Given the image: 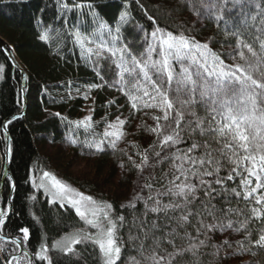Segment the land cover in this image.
Listing matches in <instances>:
<instances>
[{
  "label": "snow or ice",
  "instance_id": "obj_1",
  "mask_svg": "<svg viewBox=\"0 0 264 264\" xmlns=\"http://www.w3.org/2000/svg\"><path fill=\"white\" fill-rule=\"evenodd\" d=\"M54 5L52 23L41 20L38 39L49 43L53 33L61 42L69 38L99 81L75 87L76 94L87 101L94 90L113 89L126 98L128 115L119 105V114L106 112L99 121L94 107L75 120L53 115L66 121L70 145L126 157L119 166L134 170L136 180L120 208L131 220L117 214L111 202L79 191L50 171L39 178L33 173L28 178L32 187L42 189L49 204L73 209L84 227L50 244L42 239L33 251L28 227L4 235L12 206L0 207V264H54V251L79 260L78 245L90 246L100 264H243V255L264 250V0H186L198 21L214 22L224 43L198 39L187 23L161 26L146 9L152 30L136 24V40L127 41V4L112 23L93 0H54ZM214 43L223 51L214 50ZM4 73L0 64V79ZM67 87L68 98H74L73 83ZM115 104V99L107 102L108 107ZM138 113L153 123L143 122L137 130L153 139L142 149L128 141L135 149L130 154L119 145ZM101 124L102 132L96 131ZM12 151L8 144L6 162ZM6 179L15 190L13 178ZM125 226L130 251L136 253L126 260L120 235Z\"/></svg>",
  "mask_w": 264,
  "mask_h": 264
},
{
  "label": "trees",
  "instance_id": "obj_2",
  "mask_svg": "<svg viewBox=\"0 0 264 264\" xmlns=\"http://www.w3.org/2000/svg\"><path fill=\"white\" fill-rule=\"evenodd\" d=\"M94 3L103 5L100 15L112 23L115 17L125 9L131 14V21L124 29V35L127 41L136 40V24L143 25L147 31L152 30L151 22L145 15L156 18L161 24L170 25L175 28L178 24L182 11L185 10V0H93ZM143 5V9L141 8ZM47 6V7H46ZM54 0H0V36H2L13 47L18 59L24 66L26 76V112L21 118L11 120L7 124V129L12 146V158L10 162V171L14 178L16 188L11 198L12 211L6 220L4 226V235L15 236L21 227H28L31 233L29 247L34 251L42 239H47L49 244L58 239L66 232L76 228L84 227L83 223L76 216L73 209L66 206L61 208L57 204H49V197L44 194L42 189L36 191L28 180L33 173L44 170V160L40 152V145L48 141L53 143L68 142L66 137L70 135L66 121L53 115L56 112L61 113L62 117L69 120L79 118L82 109L87 102L92 103L95 108L93 113L94 120H101L106 112L117 113V106H123L121 111L128 115L126 98L117 91L109 88L94 90L90 99L84 100L75 92V87L83 89L84 85L99 82L95 76L92 65L85 62L80 55V51L70 41L64 38L61 42L53 33V39L45 43L38 39V34L42 31L41 20L52 23L54 10ZM43 9V11H41ZM70 19L76 20L75 14ZM84 20L90 18L85 16ZM206 24L202 27L215 28L214 22L205 20ZM130 46L135 47L134 44ZM0 64L5 65L4 78L0 79V207L8 205L11 188L9 182L5 179L2 182L4 174L5 152L7 147L6 134L2 129L4 120L19 114L23 110V97L21 91V73L9 62L4 52L0 49ZM73 83L72 96L68 98L67 82ZM93 99L95 104L93 105ZM116 100V104L107 106L110 100ZM201 114H203L201 110ZM141 113L136 118L130 119L131 124H136L131 134L127 137L124 147L129 146L128 141L139 144L141 149L151 143L153 137L144 132L137 126L146 122L152 124L150 119L142 121ZM110 115L109 119H113ZM101 124L98 128H101ZM133 126V125H132ZM85 133L80 131V139L84 138ZM144 143L145 145H143ZM75 151L85 150L95 157V170L97 174H103L108 171L109 180L117 178L116 184L126 185L131 191L135 187L136 172L126 171L119 166L122 157L119 153L114 154L110 149L103 153H94L88 149L79 146L74 147ZM135 149L129 152L134 153ZM57 163L58 160H51ZM124 172L125 174L121 173ZM223 174V173H222ZM36 199H29L31 196ZM97 199L106 200L92 194ZM125 199V198H124ZM127 200V199H126ZM111 202L117 214H125L128 220H131L127 210H122L120 205L125 203L123 198L110 196ZM233 206L236 201L233 200ZM243 202H241L242 205ZM138 209L142 205H137ZM34 216L36 219H34ZM129 228L125 226L120 235L124 238V251L122 258L126 260L127 256L135 255L130 251L131 245L128 243ZM82 252V257L77 260L71 256H65L57 252H52L54 264H100L96 252L89 246L86 250L82 246H77ZM256 255H243V264H264V250L253 249Z\"/></svg>",
  "mask_w": 264,
  "mask_h": 264
},
{
  "label": "rangeland",
  "instance_id": "obj_3",
  "mask_svg": "<svg viewBox=\"0 0 264 264\" xmlns=\"http://www.w3.org/2000/svg\"><path fill=\"white\" fill-rule=\"evenodd\" d=\"M184 3L186 4V2ZM177 21L178 24L187 23L193 25L198 33V39H200L201 37H212L214 40H219L221 43H224L223 35L216 34L214 27H205L204 29L202 28L206 24V21L202 19L198 21L195 14L188 11L187 5H185V10L184 12L182 11ZM229 43H232L234 45V40L229 41ZM212 47L214 48V50L223 51V49H221L220 47V43H214ZM225 47H227V44H225ZM89 107H92V103L90 101H88L86 106L82 109L79 118L88 114ZM135 125L136 124H131L129 122V124L125 126L126 130L131 134L133 128H135ZM102 130L103 125L101 126V128L96 129V131L98 132H102ZM125 142L126 141L122 142L119 147L125 148ZM142 144L145 145L144 143ZM74 147L75 146L70 145L69 142L53 143L51 141H48L45 144H41L40 152L44 160V170L42 169L41 171L39 170V172L34 173L36 177L39 178L43 171H50L56 174L59 178L76 187L79 191H82L88 195L96 194L99 197H104L106 201H109L110 196L123 198L124 202H126L131 197L132 191L127 188L126 185L118 186L116 184L117 178H119V176L114 180H109V169H106V171L102 175L97 174L94 166V155H91L88 151L85 150L75 151ZM126 147L128 152L132 150V147H129L127 145ZM52 159H56L58 160V162L53 163L51 161ZM121 173L125 174L122 171ZM37 190L39 189H36V191ZM232 237L235 239H240L241 235L233 233Z\"/></svg>",
  "mask_w": 264,
  "mask_h": 264
},
{
  "label": "water",
  "instance_id": "obj_4",
  "mask_svg": "<svg viewBox=\"0 0 264 264\" xmlns=\"http://www.w3.org/2000/svg\"><path fill=\"white\" fill-rule=\"evenodd\" d=\"M0 49L4 52V54L6 55V57L8 58L9 62L12 64V66L14 68H17L19 70V72L21 73V91L23 90L22 91V97H23V103H24L23 110L19 114L13 115V116L7 118L6 120H4V122H3V125H4L7 123V121L14 120V119H12L14 116L17 118H21L22 116L25 115L26 105H27L26 78L25 77L27 76V73H26V70H25L24 66L22 65L21 61L18 59L16 53L14 52L13 47L2 36H0ZM3 125H2V129L6 134V142L8 145V144H10V137H9L8 129L5 131V128ZM7 176H11L13 178L11 171H10V163L6 162V157H5L4 174H3L2 182L5 181ZM13 180H14V178H13ZM14 192H15V190L11 189L10 194H9L8 205L9 204L11 205V198H12V195L14 194Z\"/></svg>",
  "mask_w": 264,
  "mask_h": 264
}]
</instances>
